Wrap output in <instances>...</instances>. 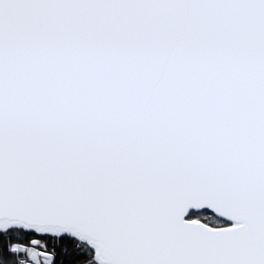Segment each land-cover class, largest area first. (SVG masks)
Returning a JSON list of instances; mask_svg holds the SVG:
<instances>
[{
  "label": "snow or ice",
  "instance_id": "snow-or-ice-1",
  "mask_svg": "<svg viewBox=\"0 0 264 264\" xmlns=\"http://www.w3.org/2000/svg\"><path fill=\"white\" fill-rule=\"evenodd\" d=\"M0 264H264V0H0Z\"/></svg>",
  "mask_w": 264,
  "mask_h": 264
}]
</instances>
